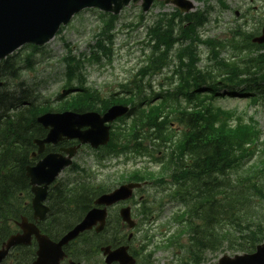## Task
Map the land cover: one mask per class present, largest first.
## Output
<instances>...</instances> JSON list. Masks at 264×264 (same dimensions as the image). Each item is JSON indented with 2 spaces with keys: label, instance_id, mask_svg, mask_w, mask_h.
<instances>
[{
  "label": "trees",
  "instance_id": "16d2710c",
  "mask_svg": "<svg viewBox=\"0 0 264 264\" xmlns=\"http://www.w3.org/2000/svg\"><path fill=\"white\" fill-rule=\"evenodd\" d=\"M175 17L178 18V22L174 20ZM205 19L204 15L194 14L181 17L177 12L171 18L165 15L160 18L150 29L155 43L153 49L157 52L152 53L148 58V64L140 70L138 80L133 79L119 86L121 99H117L115 94L100 101L95 95L85 97L84 101L79 98L65 101L63 95L56 100L60 101L59 108L79 112L87 110L101 112L114 103L128 104L130 106L128 115H131V120L124 127L111 132V139L104 147L103 155L117 154V147L131 148L135 145L134 147L139 149L140 145L144 144L161 146L168 150L169 156L168 154L165 156L166 158L168 156L169 161L174 165L171 173L173 172L177 184L174 196L180 203L188 206L189 223L192 219H199L203 224L202 230L197 229L199 226L195 227V230H198L196 237L192 238L195 245L199 248L214 243L225 227L228 243L235 241L237 249L251 252L254 245L264 239V230L260 223L254 224L250 215L249 205L253 199L248 197V193L250 190L255 194L262 191L259 184L264 179V164L256 170L257 176L251 178L254 179L253 182L249 180L235 186L230 183L229 175L240 164L242 151H247L244 146L253 144L254 140H257L259 132L255 124L245 125L239 120L235 129L227 128L225 125L219 129L215 126V120H209L211 117L216 118L211 105L209 107L201 104L206 109L193 110L189 113L177 110L172 115V121L186 130L174 144L172 138L167 135L164 126L166 122L159 120L163 96L146 93L142 86L143 78L158 73L162 68L161 65L165 63L164 60L159 59L162 53L160 48L163 47L167 57L173 45L193 36ZM110 20L113 18L110 17ZM109 22L112 24L113 21ZM182 22H186L187 25L181 26ZM103 33L107 39L101 38L96 41L97 44L90 52L89 61L94 60L99 63L103 57L108 59L110 52L105 46V40L109 41L111 36L107 29ZM235 36H243L246 43L240 46L233 37L229 42L232 49L251 52L254 57L245 62L225 65L228 69V77L222 80V87L228 90L242 87L243 91L251 94L250 97L254 102L262 100L264 105V54L259 53V49L264 46L251 44L249 40L252 35L249 33L237 30ZM64 61L69 77H73L83 66L81 60L68 58ZM158 62L160 65H157ZM24 63L26 68L31 67L27 59ZM239 65H243L242 68ZM181 67L187 71L186 76L191 74L194 88H186L184 94L179 87L173 92H168L162 101H167L168 105L178 104L180 99L185 100L184 95L197 88L199 82L203 83L207 77L196 70L190 61L188 64L179 62V68ZM22 70L18 57H8L0 64V80L4 81V85L0 87V219L8 213L7 209L10 203L12 205L15 202V198L29 197L24 167L29 162L31 140L42 138L44 135V130L36 124L35 118L50 110L47 105L43 106L33 101L31 88L21 79ZM11 82H14L12 86H10ZM214 86V82L209 86L212 95L216 91ZM69 92H71L70 87L65 90L66 94ZM193 97L195 100L200 98L197 89L191 91L190 97L186 96V101L190 103ZM159 99L160 101L156 102L158 104L154 105L153 103ZM25 103L27 104L24 105ZM168 123L171 122L167 121ZM234 183L239 182L234 181ZM101 191L102 187H95L85 180L74 183L58 182L53 185L48 194L51 213L47 223V234L52 239H57L81 218ZM216 229L218 232L215 231ZM234 235H237V238ZM100 243V241L94 242L88 248L83 247L82 243L81 248L73 245L74 247L67 248L66 252L74 259L87 260L97 254ZM191 262L197 264L194 259Z\"/></svg>",
  "mask_w": 264,
  "mask_h": 264
},
{
  "label": "rangeland",
  "instance_id": "374dc122",
  "mask_svg": "<svg viewBox=\"0 0 264 264\" xmlns=\"http://www.w3.org/2000/svg\"><path fill=\"white\" fill-rule=\"evenodd\" d=\"M191 1L194 3L193 12L203 10L205 6L211 8L207 17L208 22L204 28L200 30V34L203 38L216 36L223 38L227 36L230 29L236 26H241L247 32H254L258 22H264V0H222L224 4L229 7H227V9L220 8L214 0H206V2L197 0ZM248 8L253 9L249 13L253 18L241 19V14L244 12L246 13ZM172 10L173 8L168 6H155L147 13L145 20L140 26L138 25L137 19L140 12L139 6L129 7L121 12L115 24L111 59L109 61L102 60L100 65L94 61L85 64L87 85L100 89L102 92L111 93L116 90L119 84L129 79L141 65L144 57L149 53V48L146 45L145 27L154 21L157 14L162 12L169 13L172 12ZM235 11L238 12L237 16L234 14ZM100 22L101 20L99 19L97 10H85L75 16V18L65 26L58 37L56 36L52 41L43 46L38 54L34 55V71L30 72L29 75H25V79L31 80L34 84V89L39 93V101L48 99L50 104H52L54 93L60 90V87L65 81L64 66L60 61L61 57L66 53L63 42L71 46L72 54L77 55L81 52H85L88 55V47L93 45L95 35L98 33L99 28H101ZM60 37H62L64 41H61L59 39ZM199 54L202 61L199 66H208L207 64H209V62L206 60L207 50L204 46L199 47ZM169 70L170 69L166 71L167 75H169ZM158 81L159 80L156 79L152 84L155 85ZM52 105L54 106L55 103ZM216 105L224 109L236 110L244 121L251 117L255 120L261 132L258 151L255 152L253 157L243 167L242 174L244 175L251 165L255 163L258 164L259 160L263 157L261 149L264 142V108L261 102L249 105L247 99L241 97L221 101L218 100ZM173 127L174 125H171V128ZM92 159V154L89 151L82 150L78 153L74 162L78 163L80 166H86ZM145 166L155 171H158L159 168V166L155 164H150L146 159L130 157L127 161H112L111 164L102 168H97L95 171L97 176L108 174L112 176L111 178L113 180L115 178L113 173L116 171H129L133 168H142ZM153 191L154 186L149 185L145 188L144 194L148 195V200H150V195L153 194ZM134 198L137 200L138 196L136 195ZM261 198H264V196ZM151 200L153 208L151 217L149 221L142 226L144 227L143 232H147L151 239L148 246V251L152 253L151 261H153V264H179L178 259L182 256V253L173 248L162 247L167 238L175 234L179 229L178 226L171 222L172 216L178 208L175 207L172 202L164 198H151ZM255 204V207H253L254 210L252 211V213L255 214L253 219L261 221L264 217V200H258ZM140 237L141 234L138 235V240ZM233 253L239 254L229 250L226 243H224L218 252L206 253L204 255L205 261L203 264L213 263L219 255L232 256L234 255Z\"/></svg>",
  "mask_w": 264,
  "mask_h": 264
},
{
  "label": "water",
  "instance_id": "95a60500",
  "mask_svg": "<svg viewBox=\"0 0 264 264\" xmlns=\"http://www.w3.org/2000/svg\"><path fill=\"white\" fill-rule=\"evenodd\" d=\"M130 0H0V59L13 52L25 43L42 45L48 42L57 32L60 26L66 25L71 17L85 8L96 7L103 11L117 14L122 6ZM136 4L140 0H132ZM141 7L146 11L153 0H141ZM165 4H172L180 11H188L193 5L186 0H160ZM263 35L255 38L257 43L264 42ZM126 108L113 106L102 116L96 113H46L36 121L47 129V134L42 140H35L38 146L37 152H41L44 144H57L66 139H76L81 144L89 143L92 147L105 144L108 140V127L104 123L111 122L115 118L126 113ZM83 127L87 129L81 130ZM76 147L60 149L66 156L56 153L47 154L35 166L25 169V176L29 180L33 193L32 207L35 215L42 217L47 211L40 205L45 198L46 186L54 177L70 164V158L74 156ZM133 185L101 196L96 204L109 205L119 199L129 196V189ZM128 188V191H126ZM123 220L128 221V209L121 211ZM104 212L93 210L87 214L80 225L66 233L57 243H51L45 238H38L39 249L37 261L33 264H58L62 259L61 247L77 236L79 232L89 228L96 221L102 223ZM105 255V263L118 262V264H130L124 248L110 251L102 248ZM3 253L0 252V259ZM218 264H264V244L257 247L253 255H244L233 259L223 258Z\"/></svg>",
  "mask_w": 264,
  "mask_h": 264
}]
</instances>
